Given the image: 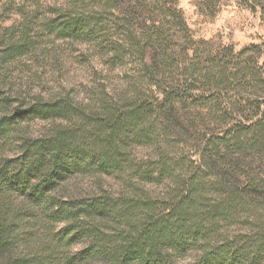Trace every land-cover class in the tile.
Wrapping results in <instances>:
<instances>
[{"label":"trees","instance_id":"1","mask_svg":"<svg viewBox=\"0 0 264 264\" xmlns=\"http://www.w3.org/2000/svg\"><path fill=\"white\" fill-rule=\"evenodd\" d=\"M245 1L264 17V0ZM65 3L44 11L18 5L11 9L20 19L9 25L0 12V264H183L194 250L193 264L261 260V46L200 50L179 0ZM42 38L94 43L113 62L135 53L129 91L93 108L70 95L29 101L13 94L6 66ZM193 107L220 121L186 126L179 112ZM36 120L49 124L39 135L30 130ZM183 134L201 138L193 173L183 174V160L169 152L171 137ZM139 146L155 147V158L137 159ZM104 174L124 178L131 192L59 193L72 177ZM166 180L173 184L165 198L143 186ZM246 212L262 215L253 235L220 234Z\"/></svg>","mask_w":264,"mask_h":264},{"label":"rangeland","instance_id":"2","mask_svg":"<svg viewBox=\"0 0 264 264\" xmlns=\"http://www.w3.org/2000/svg\"><path fill=\"white\" fill-rule=\"evenodd\" d=\"M65 1L0 0V12H4L3 16L6 17L3 24L9 25L20 19V16L12 11L18 5L28 9L42 7L44 11L51 6L62 5ZM179 6L200 50L221 52L226 47L233 46L236 52H241L256 44L261 46V52L256 54V57L264 60V17L260 13L261 6H258V10H253L245 0H179ZM35 50L33 53L18 57L6 66L4 83L13 94L29 101H34L36 97L51 100L70 95L76 102L93 108L99 106L101 99L117 98L128 92L130 84L132 85L130 82L134 78L132 76L135 74L134 68L137 69L138 58L135 53L126 55L123 62L121 60L113 62L112 52L102 54L99 47L91 42L42 38ZM201 111L193 107L185 108L179 113L184 117L186 126L196 128L202 127L205 123L220 121L216 114L207 116L200 114ZM188 112L192 114L188 115ZM48 126V123L36 120L30 123V130L34 135H39L45 132ZM171 139L173 143L169 152L176 160H183V174L193 173L195 170L193 162L198 159L201 138L183 134ZM155 149L139 146L134 149V153L140 160L155 158ZM179 172L181 173V170ZM172 184L170 180H166L143 186L151 196L165 198L171 191ZM59 191L67 198L102 192L119 195L131 192V184L116 175H79L64 182ZM206 193L211 199L216 196V191L214 192L212 188H208ZM261 218L262 215L259 213L257 215L251 212L242 213L240 220L235 224L222 227L220 234L228 237L238 233L253 235L258 219ZM83 246L85 243L76 246L75 250ZM199 254L195 250L187 252L180 258V263L193 264ZM251 257L244 259L241 264H264V257L257 262H251Z\"/></svg>","mask_w":264,"mask_h":264}]
</instances>
